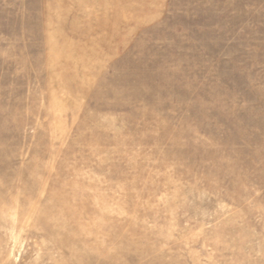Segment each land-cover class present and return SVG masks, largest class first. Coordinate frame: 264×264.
Masks as SVG:
<instances>
[{
	"label": "rangeland",
	"instance_id": "obj_1",
	"mask_svg": "<svg viewBox=\"0 0 264 264\" xmlns=\"http://www.w3.org/2000/svg\"><path fill=\"white\" fill-rule=\"evenodd\" d=\"M0 264H264V0H0Z\"/></svg>",
	"mask_w": 264,
	"mask_h": 264
}]
</instances>
